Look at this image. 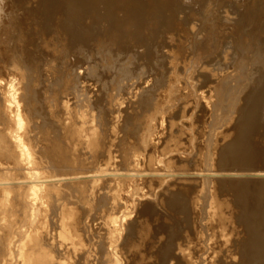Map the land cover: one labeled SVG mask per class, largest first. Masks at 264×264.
I'll use <instances>...</instances> for the list:
<instances>
[{
    "label": "rangeland",
    "instance_id": "1",
    "mask_svg": "<svg viewBox=\"0 0 264 264\" xmlns=\"http://www.w3.org/2000/svg\"><path fill=\"white\" fill-rule=\"evenodd\" d=\"M0 79H21L31 139L66 153L41 172L77 178L90 264H264V195L216 183L264 175L235 160L264 150V0H0ZM143 202L155 220L127 240Z\"/></svg>",
    "mask_w": 264,
    "mask_h": 264
},
{
    "label": "bare ground",
    "instance_id": "2",
    "mask_svg": "<svg viewBox=\"0 0 264 264\" xmlns=\"http://www.w3.org/2000/svg\"><path fill=\"white\" fill-rule=\"evenodd\" d=\"M17 71H19V69ZM19 72L21 73V75L24 74L23 71ZM23 76L22 78H24ZM18 79H0V90L1 88L8 89L5 112L7 111L10 122L15 123V127L17 128L16 130L8 129L9 132L7 134H4L0 131V264H90L93 261L91 257V247L93 243L91 241L92 239L91 234L89 233L88 225H86L87 223H81V221L79 220V209L77 207L70 206L71 204H69V199H71V197L75 195L78 196L80 194L81 188H79V185L74 182L77 178H74L72 176L73 174L69 175L72 177L60 176V174H57L59 170L55 168V165H57L56 162H66L67 164V161H65L66 159H64L66 153H62V149L59 145H56L52 142V145H49L47 147L44 146L42 148L41 144H36L34 140L31 139L32 137L30 135V132L32 128L30 127V125L32 123L28 124L29 119L26 118V116H28L27 114H29V108L28 105H26L27 103H24V100L27 99V92H24L25 89L23 90V92L19 91L22 88V81L20 79L19 82ZM24 119H26L28 122ZM12 125L13 124H11V126ZM92 132H94V130ZM39 133L40 132H38V134ZM44 136H46L45 133ZM44 142L46 141L44 140ZM39 145H41V147H39ZM237 148L238 147L236 146V149ZM254 149L251 147H248L247 149L240 148L238 151V155L241 152L243 154L240 155V157L235 158V160L239 164L246 161H250L252 164L257 165L263 164V148L257 149L256 151ZM45 165H50L51 167L54 166L52 168H54V170L57 169V173L55 175L51 174L50 176H48L49 174L47 175V173L45 174L41 172V169H43L41 167L44 166L45 168ZM257 165L254 167H257ZM47 167L48 166H46V169H48ZM244 167L251 168L253 166ZM15 168L17 170L16 172H13ZM259 169H264V166ZM106 172L104 173L106 174ZM109 173L110 172L106 174L107 177ZM103 174L100 173L99 175L95 174L85 177L89 179H99L101 177H106V175ZM133 174L129 176H136V173L135 175ZM77 175L79 176V174H74L75 177ZM140 175L138 176L140 177ZM169 176L172 177V175ZM257 176L259 178L257 180H250L247 178L240 180L222 179V181L218 180L216 183L218 185L224 186L229 185L230 187L234 188L235 192H237L239 195H246L248 197L257 196L260 194L264 195V179H261L262 176L264 177V175L260 173L257 174ZM169 180L171 181V179ZM92 184L94 186L91 185V183L86 185V190H88V186H91V190L97 189L95 184ZM105 186L106 185H104V187ZM175 186L178 187L179 185L177 184ZM177 187H172L174 190L169 187V189L167 190L168 192L170 191L172 194H174L172 201L171 194V197H169L171 204H173V208L179 206V201L177 202L179 189H177ZM175 190H178V192L176 193ZM90 192L92 193V191ZM175 196H177V199L175 198ZM94 202L95 201L93 200L92 203ZM181 203H183V201ZM76 204L77 203H75V205ZM119 204L120 205H117L119 207H116L118 209L121 206V203ZM160 204H162V202ZM150 206L151 202H143L140 203L139 206L137 205L136 217L134 219H130V221L127 222V240H129V237L132 235L141 233L142 231L144 232L145 230L147 231L146 226L150 224L151 220H155L153 219L154 215L152 213L154 209L148 211L147 215H144L145 210L150 208ZM167 207L170 206L167 205ZM83 212L84 210L82 211V213ZM113 212L115 213V211ZM133 212L135 213V211ZM133 212H131V214H133ZM145 216H148L149 218L144 220ZM129 217V212L127 214L123 212L122 216L120 215V217H113V221H111L114 231L117 232L121 229L123 230L124 228H122V226L126 224L125 222ZM143 234L144 233H142V236ZM127 240H125L124 237V241ZM141 241L142 239H140V242L138 243H141ZM124 244L125 243H123L122 245L124 246ZM136 250L133 251L130 255L125 256L126 259L124 258V261H126L127 264H136L138 262L139 255H137ZM121 260L122 259L116 261L120 262Z\"/></svg>",
    "mask_w": 264,
    "mask_h": 264
}]
</instances>
